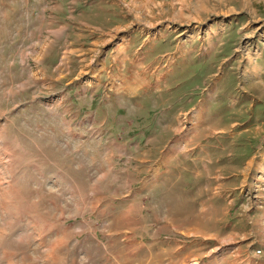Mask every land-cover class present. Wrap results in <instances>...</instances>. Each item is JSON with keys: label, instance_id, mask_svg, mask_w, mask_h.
Segmentation results:
<instances>
[{"label": "rangeland", "instance_id": "1", "mask_svg": "<svg viewBox=\"0 0 264 264\" xmlns=\"http://www.w3.org/2000/svg\"><path fill=\"white\" fill-rule=\"evenodd\" d=\"M0 264H264V0H0Z\"/></svg>", "mask_w": 264, "mask_h": 264}]
</instances>
